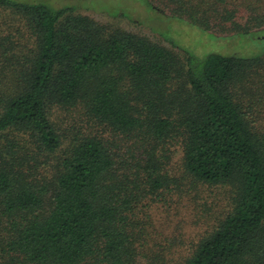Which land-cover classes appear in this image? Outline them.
Here are the masks:
<instances>
[{
	"label": "trees",
	"instance_id": "obj_1",
	"mask_svg": "<svg viewBox=\"0 0 264 264\" xmlns=\"http://www.w3.org/2000/svg\"><path fill=\"white\" fill-rule=\"evenodd\" d=\"M141 1L216 38L264 29V0ZM47 2L0 0V264H264V56L181 55ZM77 110L99 129L53 121ZM184 184L231 204L174 263L149 211Z\"/></svg>",
	"mask_w": 264,
	"mask_h": 264
},
{
	"label": "rangeland",
	"instance_id": "obj_2",
	"mask_svg": "<svg viewBox=\"0 0 264 264\" xmlns=\"http://www.w3.org/2000/svg\"><path fill=\"white\" fill-rule=\"evenodd\" d=\"M46 4L54 9L73 8L98 24L142 35L181 55L186 52L200 59L209 54L241 58L264 56V29L244 36L216 38L151 9L141 0H50ZM84 116L81 110L68 114L56 111L53 121L60 124L61 129L78 122L86 130H96L97 124ZM169 148L171 157L167 170L175 178L183 177L182 149L178 143ZM183 187L185 192L180 197H167L166 203L156 202L149 211L148 230L156 241L171 249L169 258L174 263L190 253L231 204L228 188L192 187L189 184ZM150 247H153L152 243H149Z\"/></svg>",
	"mask_w": 264,
	"mask_h": 264
}]
</instances>
